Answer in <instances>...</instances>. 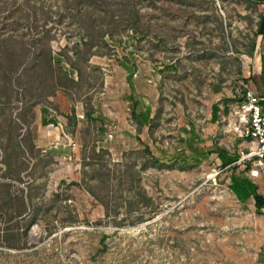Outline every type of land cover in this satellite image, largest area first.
<instances>
[{
  "label": "rangeland",
  "instance_id": "374dc122",
  "mask_svg": "<svg viewBox=\"0 0 264 264\" xmlns=\"http://www.w3.org/2000/svg\"><path fill=\"white\" fill-rule=\"evenodd\" d=\"M262 13L264 0H0V68L12 49L28 57L0 81V264H256L262 224L225 163L249 148L226 105L254 83ZM130 97L151 108L145 125ZM44 108L69 148L36 144Z\"/></svg>",
  "mask_w": 264,
  "mask_h": 264
},
{
  "label": "crops",
  "instance_id": "0c3cea01",
  "mask_svg": "<svg viewBox=\"0 0 264 264\" xmlns=\"http://www.w3.org/2000/svg\"><path fill=\"white\" fill-rule=\"evenodd\" d=\"M257 65L254 68L256 71L253 76L254 83L251 85V89L255 93L264 97V84L262 83V76L264 74V53H259L256 56ZM259 77H258V76ZM128 86H130L134 80L135 76L128 74L127 76ZM149 81V78L146 79ZM127 101L132 102L133 114L141 121L144 125L146 121L151 117V108L146 105L142 109L139 108V103L134 98H128ZM264 108V101H262ZM230 114L228 118L233 116L231 108L226 105V114ZM234 118V117H233ZM59 116L53 115L49 108H44L40 110L38 122L35 128L36 134V144L38 147L43 149L49 148L51 145L54 147H59L65 150L69 145L67 143L60 141V137L63 135L64 131L63 125L60 126ZM59 125V126H58ZM61 127V128H60ZM230 127V124L229 126ZM227 129V128H226ZM247 148L250 146L249 142L246 141ZM56 144V146H55ZM234 158L229 153H226V161H233ZM227 166H233L231 169L232 175L230 177V188L237 197L238 201L241 203L242 207L249 211L250 213L256 215L258 220L262 224V238L259 244L258 250V260L256 264H264V207L258 209L256 206V201L254 193H258L264 198V165H259L256 163V158L248 160L244 164H234L228 163ZM248 167V170H243V168Z\"/></svg>",
  "mask_w": 264,
  "mask_h": 264
},
{
  "label": "built area",
  "instance_id": "2783aa9c",
  "mask_svg": "<svg viewBox=\"0 0 264 264\" xmlns=\"http://www.w3.org/2000/svg\"><path fill=\"white\" fill-rule=\"evenodd\" d=\"M149 81L151 82L150 79ZM262 101H264V97L248 87L243 99L233 105L234 118L231 122V129L237 136L250 144L249 151L242 150L241 156L233 162L234 164L256 158L257 164L264 165V108ZM112 136V133L107 135L109 138Z\"/></svg>",
  "mask_w": 264,
  "mask_h": 264
},
{
  "label": "trees",
  "instance_id": "16d2710c",
  "mask_svg": "<svg viewBox=\"0 0 264 264\" xmlns=\"http://www.w3.org/2000/svg\"><path fill=\"white\" fill-rule=\"evenodd\" d=\"M257 35H262L264 36V13H262L259 17V20H258V26H257V31H256ZM12 49V48H11ZM22 52L21 53H15L14 49H12L11 51H8V53L5 55V57L7 58V64H8V67H4L2 66L0 68V81H3L4 82H7V79H8V75H10L11 73V77H13L14 75H16V73H18V71H22V67L24 66V64H26V60L27 58L25 59L26 57V54L24 53L23 55ZM15 56L19 57L21 56V60L19 59L17 61V59L15 58ZM35 60H37L35 58ZM35 62V61H34ZM46 63L47 65H49L50 67L52 66V63H53V58L50 56L49 54V57L47 58L46 60ZM10 82H11V79H10ZM149 148V147H147ZM216 151H218V153H226L227 151L225 149H222L220 147H217L215 148ZM236 159H234L233 161H225L226 164L228 163H232L234 162ZM254 197H255V201H256V206L258 209H261L264 207V198L262 196H260L258 193H254ZM29 201L30 199L28 197H25L21 202H22V205H23V214H26L27 213V209L29 210L30 209V205H29ZM31 202V201H30ZM27 215V214H26ZM108 236L107 235H103L102 236V243L105 242L106 238Z\"/></svg>",
  "mask_w": 264,
  "mask_h": 264
}]
</instances>
